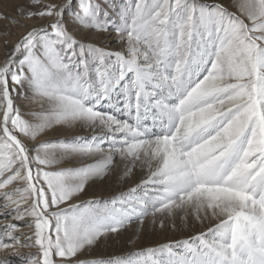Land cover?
Here are the masks:
<instances>
[{
	"label": "snow or ice",
	"instance_id": "obj_1",
	"mask_svg": "<svg viewBox=\"0 0 264 264\" xmlns=\"http://www.w3.org/2000/svg\"><path fill=\"white\" fill-rule=\"evenodd\" d=\"M15 10H0V264H264V0ZM25 89L38 110L16 103ZM57 126L91 131L41 139ZM114 175L139 182L81 199ZM146 221L204 230L82 258Z\"/></svg>",
	"mask_w": 264,
	"mask_h": 264
},
{
	"label": "rangeland",
	"instance_id": "obj_2",
	"mask_svg": "<svg viewBox=\"0 0 264 264\" xmlns=\"http://www.w3.org/2000/svg\"><path fill=\"white\" fill-rule=\"evenodd\" d=\"M45 2L60 4V3H63L64 0H45ZM112 2L115 5L123 6L126 3V0H112ZM221 2L228 3V0H221ZM16 5L27 6L28 0H0V10L9 12L14 16L18 15L15 10ZM109 11L111 12L112 8H109ZM46 21H47V18H45V20L43 21L32 19V20H27L24 22L27 24H43V23H46ZM5 23H6L5 21L0 20V30L4 29ZM21 28L22 27L17 26L12 29L13 35L10 37L11 40L15 36H17V34L20 33ZM78 35L81 38H87L89 40L97 39L96 35L91 32H80ZM105 43H107L108 46L112 49H116L120 46L115 41L110 40V39L106 40ZM0 46L2 47L0 48V54H1L2 51H5V49L3 48L2 45ZM3 57H4V54L0 57V59H3ZM26 91H27L26 89L20 91L19 95L16 98V103L21 107V110L25 113L33 111V110H38L39 107L33 108V104L29 103V101L25 98ZM28 94L31 95L30 92ZM66 130H73V129H66ZM74 130L76 132H74L73 135H89L91 131V130H87L83 128H77ZM66 135L67 134L65 133V134H62L61 136L51 137L45 140L56 141L58 139H64L68 137ZM131 186H134L131 179H125L123 178L122 175L120 176L114 175L109 179H105L102 181H97V182L92 183L90 187H88L86 190L87 197L85 199L97 198L100 200H107L110 197L120 193L121 191H126ZM2 220L3 219H0V222ZM134 226L135 225H132L131 226L132 228L130 227L131 229L128 228V230L123 231L122 234L117 235L114 238L109 237L106 241L98 244L96 247L92 248L91 250H85L84 253L88 255L87 258H99V257L107 258V257H112V256H118V255L131 252L135 249L153 247L159 244L167 243L169 237L176 236V234H173L170 229L167 231V233H165L164 231H161L160 229L158 230V229L150 227V229L148 228L145 230L143 229L140 232L139 237L137 238ZM25 230L27 231V229ZM173 239L174 241L177 240L175 238ZM130 241H134V242L129 243ZM21 251H26V250L21 249Z\"/></svg>",
	"mask_w": 264,
	"mask_h": 264
},
{
	"label": "bare ground",
	"instance_id": "obj_3",
	"mask_svg": "<svg viewBox=\"0 0 264 264\" xmlns=\"http://www.w3.org/2000/svg\"><path fill=\"white\" fill-rule=\"evenodd\" d=\"M226 4H229L231 3V0H228V3L225 2ZM235 10V9H233ZM25 29L24 28H21L20 29V33L23 32ZM17 38V36H15L12 40L15 41V39ZM0 48H2L0 46ZM5 51H2V53L0 54V57L4 54ZM32 104V103H31ZM36 107H39L37 104H33V108H36ZM74 132H76L75 130H66V128L64 127H56V128H53L51 129L50 131H48L44 136L41 137V139H47V138H51V137H56V136H61L62 134H67L66 136L70 137L71 135L74 134ZM65 166H70V165H65ZM124 178V177H123ZM126 179V178H125ZM132 182L133 184L135 185V183H138L139 182V176L137 177H133L132 179ZM87 197V194L81 196V199H85ZM8 221L6 220H2L0 223H7ZM135 227V226H134ZM132 228V227H131ZM130 228V229H131ZM150 229V226L148 225L147 221L145 222V227H144V230L145 229ZM135 229V228H134ZM155 229H158L159 228H155ZM171 230L173 234H176V236H171L169 237L168 239V242L169 241H174L173 238L177 239V240H181V239H186L188 238L189 236H193L195 235L197 232L201 231V230H204V228L199 225V224H195V225H192L188 228H181V230H173L171 228H165V229H160L161 231H164L165 233H167L168 230ZM128 230V229H127ZM127 232V231H126ZM180 238V239H178ZM167 240V239H165ZM167 242V241H166ZM87 254L84 253L82 258H87Z\"/></svg>",
	"mask_w": 264,
	"mask_h": 264
}]
</instances>
